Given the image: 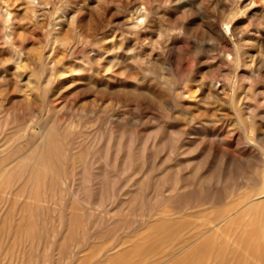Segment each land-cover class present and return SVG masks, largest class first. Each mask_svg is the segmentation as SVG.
I'll return each instance as SVG.
<instances>
[{
	"label": "rangeland",
	"instance_id": "374dc122",
	"mask_svg": "<svg viewBox=\"0 0 264 264\" xmlns=\"http://www.w3.org/2000/svg\"><path fill=\"white\" fill-rule=\"evenodd\" d=\"M263 203L264 0H0V264H264Z\"/></svg>",
	"mask_w": 264,
	"mask_h": 264
},
{
	"label": "bare ground",
	"instance_id": "6f19581e",
	"mask_svg": "<svg viewBox=\"0 0 264 264\" xmlns=\"http://www.w3.org/2000/svg\"><path fill=\"white\" fill-rule=\"evenodd\" d=\"M36 2H37V1H36ZM25 5H26V4H25ZM144 7H145V6H144ZM142 8H143V7H142ZM25 9H26V8H25ZM5 10H6V9H5ZM5 10H4V11H5ZM142 11H145V10L143 9ZM142 11H139V14L141 15V16H138L139 18H140V17L142 18L143 14H144ZM137 12H138V10H137ZM2 14H4V13H2ZM145 14H146V13H145ZM139 18H138V19H139ZM129 21H130V20H129ZM131 21H132V20H131ZM8 35H10V34H8ZM6 37H7V36H6ZM144 68H145V67H144ZM150 68H151V67H150ZM147 69H148V68H147ZM14 72H15V71H14ZM16 75H17V74H16ZM3 77H4V76H3ZM140 89H141V88H140ZM145 89H146V88H145ZM153 93H154V92H153ZM157 95L159 96V94H157ZM157 95H156V96H157ZM153 96H154V95H153ZM162 96H163V95H162ZM153 99H154V98H153ZM158 99H159V97H158ZM161 100H162V99H161ZM154 102H155V101H154ZM160 102H161V101H160ZM48 135H49V134H48ZM52 135H53V134H52ZM46 137H47V136H46ZM40 138H42V137H40ZM43 138H44V140H45V136H44ZM65 138H66V137H65ZM50 139H51V138H49V140H50ZM58 139H59V138H58ZM58 139H56V140L58 141ZM47 140H48V139H47ZM47 140H46V141H47ZM51 140H53V139H51ZM56 140H55V138H54V141H55V142H56ZM60 141H61V140H60ZM47 142H48V141H47ZM44 143H45V142H44ZM52 143H54V142L52 141ZM46 144H47V145H46V147H47L50 143H49V144L46 143ZM54 144H55V143H54ZM58 144H59V143H57V145H58ZM52 145H53V144H50V146L52 147V149L55 148V147H57V148L59 147V146H55V147H53L54 145H53V146H52ZM55 145H56V144H55ZM43 146H44V144H43ZM50 146H48V148H49ZM44 147H45V146H44ZM59 148L61 149V147H59ZM59 148H58V149H59ZM41 149H42V148H41ZM50 149H51V148H49V151H50ZM55 149H56V148H55ZM58 149L55 150V152L59 153L60 150L58 151ZM62 149H63V147H62ZM44 150H45V148H44L42 151L44 152ZM49 151L47 150V152H49ZM43 152H40L41 154H40V153H39V154L42 155ZM55 152H54V153H55ZM104 152H105V151H104ZM44 153H45V152H44ZM49 153H51V152H49ZM54 153H51V154L54 155ZM37 154H38V153H37ZM104 154H105V153H104ZM33 155H35V154L32 153V157H33ZM40 155H38V156H40ZM43 155H44V154H43ZM35 156H37V155H35ZM46 156H47V154H46ZM46 156L44 155V157H42L43 159L41 158L42 161H44V158L47 159V158L49 157V155H48L47 157H46ZM103 156H105V155H103ZM126 156H127V155H126ZM25 157H27V156H25ZM38 158H40V157H38ZM49 158H51V157H49ZM53 158H55V157L53 156ZM53 158H52V159H53ZM103 158H105V157H103ZM23 159H26V158H23ZM46 159H45V160H46ZM128 159H129V158H128ZM27 160H28V159H27ZM27 160H24V162L26 161V163H27ZM54 160H55V159H54ZM58 160H59V159H58ZM31 161H32V160H31ZM33 161H36V160L34 159ZM47 161H49V163L52 162V161H50V159L47 160ZM59 162H60V161H59ZM37 163H38V162H37ZM49 163H47V164L50 165V164H52V163H54V162H52V163H50V164H49ZM56 163H57V162H56ZM24 164H25V163H23V166H24L25 169H26L27 167H26ZM27 165L30 166L29 163H28ZM50 166H51V169H52V168L54 167V164H53V167H52V165H50ZM30 167H31V166H30ZM45 167H47V166H45ZM28 168H29V167H28ZM32 168H34V167L32 166ZM32 168H31V169H32ZM43 168H44V167H42V169H43ZM21 169H22V170H21ZM21 169H19V170L23 171L24 168H21ZM36 169H37V168H36ZM44 169H45V168H44ZM44 169H43V170H44ZM54 169H55V167H54ZM101 169H102V168H101ZM27 170H29V169H27ZM34 170H35V169H34ZM34 170H32L31 173H34V172H33ZM48 170H50V168H47L46 172H47ZM13 171H14V170H13ZM36 171H38V173L40 172L39 170H36ZM53 171L55 172V170H53ZM10 172H11V171H10ZM18 172H19V171H18ZM23 172H24V171H23ZM23 172H22V175H23ZM41 172H42V171H41ZM41 172H40V175H41ZM84 172H85V171H84ZM84 172H83V174H84ZM88 172H89V170H88ZM20 173H21V172H20ZM20 173H18V175H20ZM86 173H87V172H86ZM35 174H36V172H35ZM35 174H34V176H36ZM9 175H11V174H9ZM26 175H27V173H26ZM28 175H30V174H28ZM42 175H43V174H42ZM44 175H45V173H44ZM44 175H43V176H44ZM100 175H101V174H100ZM2 176H3V175H2ZM24 176H25V175H24ZM32 176H33V175H32ZM52 176H54V175L52 174ZM103 176H104V174H103ZM26 177H27V176H26ZM47 177H48V176L45 175V178H44V179H46ZM84 177L86 178V176H84ZM95 177H97V176L95 175ZM27 178L29 179V176H28ZM32 178H33V177H32ZM32 178H31V175H30V179H31V180H32ZM37 178H39V177H37ZM87 178H88V177H87ZM21 179H22V178H21ZM21 179H20V180H21ZM82 179H83V178H82ZM88 179H89V178H88ZM102 179H103V178H102ZM42 180H43V179H42ZM95 180H96V179H95ZM98 180H100V179H98ZM98 180H97V182H99ZM18 181H19V180H18ZM34 181H35V179L33 178V180H32L31 182L33 183ZM45 181H46V180H45ZM45 181H44V182H45ZM59 181H60V180H59ZM86 181H87V179H86ZM19 182H20V181H19ZM81 182H82V181H81ZM83 182H85V181H83ZM89 182H90V180H89ZM16 183H17V182H16ZM37 183H38V182H37ZM37 183H35V184H37ZM42 184H43V183H42ZM89 184H90V183H89ZM100 184H101V183H100ZM17 185H18V184H17ZM26 185H27V184H26ZM26 185H25V186H26ZM28 185H29V183H28ZM32 185H34V184H32ZM32 185H31V187H32ZM76 185H77V184H76ZM23 186H24V185H23ZM23 186H22V187H23ZM42 186L44 187V185H42ZM82 186H84V185L82 184ZM96 186H97V185H96ZM8 187H9V186H8ZM20 187H21V186H20ZM43 187H42V188H43ZM53 187H54V186H53ZM84 187H85V186H84ZM89 187H90V186H89ZM33 188H34V187H33ZM36 188H37V186H36ZM78 188H79V187H78ZM31 189H32V188H31ZM43 189H44V188H43ZM82 189H83V188H82ZM82 189H81V190H82ZM24 190L26 191V189H24ZM34 190L36 191V189H34ZM38 190L40 191V189H38ZM85 190H86V189H85ZM9 191L11 192V190H9ZM86 191H87V190H86ZM76 192H80V191L78 190V191H76ZM82 192H83V191H82ZM23 193H24V192H23ZM44 194H45V192H44ZM86 194H87V193L84 194L85 197H86ZM101 194H102V193H101ZM24 195H25V194H24ZM31 195H32V192H31ZM88 195H89V194H88ZM55 196H56V195H55ZM100 196H101V195H100ZM83 197H84V196H83ZM87 197H88V196H87ZM17 198H18V197H17ZM33 198H34V196H33ZM38 198H39V197H38ZM38 198H37V199H38ZM47 198H48V197H47ZM41 199H42V198H41ZM45 200H46V199H45ZM47 200H48V199H47ZM6 202H7V201H6ZM30 202H31V199H30ZM15 204H16V202H15ZM257 204H258V202H257ZM263 204H264V203H263ZM33 205H34V204H33ZM39 205H40V204H39ZM33 207H34V206H33ZM38 207H39V206H38ZM90 207H91V206H90ZM81 208H82V207H81ZM245 208L247 209V207H245ZM19 209H20V208H19ZM24 209H25V208H24ZM31 209H32V208H31ZM2 210H3V208H2ZM51 210H52V209H51ZM0 212H2V211H0ZM60 212H61V211H60ZM11 214H12V213H11ZM28 214H29V213H28ZM12 215H13V214H12ZM19 215H20V214H19ZM4 216H5V215H4ZM23 216H24V215H23ZM34 216H35V215H34ZM16 217H17V214H16ZM72 217H73V216H72ZM41 219H42V218H41ZM44 219H45V218H44ZM85 219H86V218H85ZM36 220H37V219H36ZM18 221H19V220H18ZM21 221H22V219H21ZM34 222H35V221H34ZM14 224H15V223H14ZM36 224H37V223H36ZM23 226H24V225H23ZM35 226H36V225H35ZM31 229H32V228H31ZM38 229H39V227H38ZM38 231H39V230H38ZM27 232H28V231H27ZM29 233H30V231H29ZM54 233H55V232H54ZM29 235H30V234H29ZM34 243H35V242H34ZM22 248H23V247H22ZM38 252H39V251H38ZM46 254H47V253H46ZM42 255H43V254H42ZM44 256H45V255H44ZM29 260H30V259H29ZM39 261H40V260H39Z\"/></svg>",
	"mask_w": 264,
	"mask_h": 264
}]
</instances>
